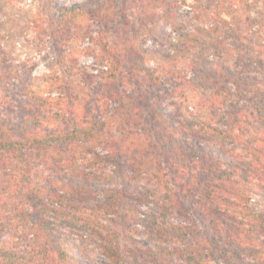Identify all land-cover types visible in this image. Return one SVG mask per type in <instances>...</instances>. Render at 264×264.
I'll return each mask as SVG.
<instances>
[{
	"label": "trees",
	"instance_id": "1",
	"mask_svg": "<svg viewBox=\"0 0 264 264\" xmlns=\"http://www.w3.org/2000/svg\"><path fill=\"white\" fill-rule=\"evenodd\" d=\"M153 1L50 0V73L0 68V264H264V37L238 32L236 65L182 67L198 35L173 37ZM67 25L96 93L41 91L77 74Z\"/></svg>",
	"mask_w": 264,
	"mask_h": 264
},
{
	"label": "rangeland",
	"instance_id": "2",
	"mask_svg": "<svg viewBox=\"0 0 264 264\" xmlns=\"http://www.w3.org/2000/svg\"><path fill=\"white\" fill-rule=\"evenodd\" d=\"M98 1L105 0H57V3L60 7H75L88 3L95 7ZM49 5L50 0H0V49H2L0 68L15 71L28 68L34 71L36 76L50 73L49 66L56 51L49 36L50 31L55 29L50 25ZM153 5L156 19L161 21L166 31L173 37L177 38L184 32L198 35L197 44L189 48L190 52H185L177 59L182 67H187L191 59H196L202 54H215L211 56L236 65L239 53L248 45L245 39L240 41L242 35L238 32L255 35L257 38L264 37V0H155ZM219 17L227 23L222 22ZM216 24L221 30L211 37L207 31L215 28ZM66 27L57 45L66 50V53L70 52L69 48L77 49L72 52L74 54L72 62L79 65L75 72L77 74L72 79L66 77L58 83L59 85L43 86L41 91L52 89L58 91V94L54 92V95L58 96L61 91L59 86L66 82L74 91L82 94L96 93L102 81L103 68L94 57L84 53V48L90 45L89 40L75 39L74 27L71 30H68V25ZM95 27L97 28L96 24ZM237 34L239 38H236ZM212 39L224 41L226 47L219 50L212 48ZM147 45L166 50L165 45L153 37H148ZM262 55L264 58V54ZM163 63L160 57L150 55L147 65L155 69ZM79 83L82 90L76 89ZM181 104L185 109L192 101L190 100V103L184 101ZM166 108L173 109L168 105ZM189 109L194 111L192 107Z\"/></svg>",
	"mask_w": 264,
	"mask_h": 264
}]
</instances>
